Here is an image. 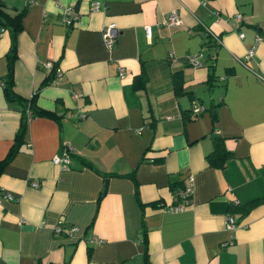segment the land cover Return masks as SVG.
I'll return each instance as SVG.
<instances>
[{
	"label": "crops",
	"instance_id": "obj_1",
	"mask_svg": "<svg viewBox=\"0 0 264 264\" xmlns=\"http://www.w3.org/2000/svg\"><path fill=\"white\" fill-rule=\"evenodd\" d=\"M92 1L0 0L24 11L12 88L54 115L28 116L0 169V194L12 195L0 197V264H264V201L242 215L225 205L264 194V83L254 74L264 77V0H96V10ZM66 5L70 24L59 17ZM171 9L180 21L167 26ZM107 22L116 27L109 48L100 37ZM200 26L218 41L206 44ZM7 45L1 30L0 82ZM198 50L214 53L211 69V59L185 61ZM175 72L183 92L173 89ZM1 84L0 157L21 108ZM194 104L203 109L191 113ZM212 134L230 150L221 167L205 159ZM64 149L59 169L50 157ZM187 174L188 203L165 209ZM55 222L76 230L54 233Z\"/></svg>",
	"mask_w": 264,
	"mask_h": 264
},
{
	"label": "trees",
	"instance_id": "obj_2",
	"mask_svg": "<svg viewBox=\"0 0 264 264\" xmlns=\"http://www.w3.org/2000/svg\"><path fill=\"white\" fill-rule=\"evenodd\" d=\"M23 9H19L14 12H8L5 10L4 6L0 2V31L1 30H6L8 33V45L5 50L4 56L6 60V72L3 76L2 79V94L4 98L8 102H16L19 103L21 106L20 108V120L18 123V126L16 127L13 136H12V141L8 148L6 149L4 155L0 157V169L2 165L8 160V158L16 151L18 145L21 142L22 138V133L24 130L25 126V120L27 119L28 116L31 114L34 115H47V116H52L54 115L42 108L37 107L34 103L32 98H27L24 99L17 95L13 88V79H12V63L13 60L16 57V34L18 31L21 29V19L23 16ZM201 27V26H200ZM202 29V27H201ZM205 36H206V44L208 43H213L215 44L218 41V37L213 35L210 30L206 27H203ZM217 37V39H215ZM217 40V41H216ZM211 41V42H208ZM204 42V43H205ZM199 51V50H198ZM202 51V50H200ZM211 59L203 63V59ZM214 58V53H208L205 51V55L203 57V52L201 56V62L206 65L209 69H211V62L213 61ZM212 77L211 72L207 74V79L210 80ZM51 78V74L47 73L45 80L49 81ZM211 82V81H210ZM172 85L174 91H182L183 92V87L181 85V78L178 73H173L172 76ZM66 151V149H64ZM69 155V152H68ZM230 155V150L226 148L223 144L222 137L216 134H212V147L211 150L205 155V159L208 162L209 165H212L214 167H221L222 165L225 164V160L229 157ZM257 200H262L264 201V194L259 195V196H254L251 198L246 199L242 203H234V201H227L226 206L231 207L232 210L237 211L239 215H242L247 207L249 206L248 204Z\"/></svg>",
	"mask_w": 264,
	"mask_h": 264
},
{
	"label": "built area",
	"instance_id": "obj_3",
	"mask_svg": "<svg viewBox=\"0 0 264 264\" xmlns=\"http://www.w3.org/2000/svg\"><path fill=\"white\" fill-rule=\"evenodd\" d=\"M98 2L96 0H93L91 2V9L92 10H96L98 9ZM72 9L70 6L66 5L64 7H62V9H60V20L62 22H64L65 24H70L72 19L74 18V13H71ZM71 13V16H68V14ZM235 18L239 17L238 13L234 14ZM179 18L177 15V12L175 9H171L169 11H167L164 15V17L162 18L161 22L165 23L167 26L170 25H176L179 23ZM144 34L146 37H148L149 35V26L148 25H144ZM116 33V27L114 25L113 22H107L105 23L101 29H100V37L102 40V43L105 47L109 48L112 45V40L113 37ZM214 35V34H213ZM216 36V35H215ZM238 36H242L241 32H238ZM259 38V35L255 36V40H257ZM215 39H217V37H215ZM217 41V40H216ZM252 55V48H249L246 50V53L244 55L245 58H249ZM201 56H202V52L201 51H197L196 53H186L184 55V59L185 61L192 65V66H196L199 65L201 62ZM44 67L46 69H48L50 67V60H47L44 62ZM117 74L118 76H123V68L121 66H118L117 69ZM254 74L257 76L258 79H260L262 81V83H264V77L259 75L258 73ZM59 75V70L57 68H55V77L52 78V80H55V78ZM2 82V81H1ZM0 82V84H1ZM203 109V106L199 105V104H194L190 107V112L195 114L200 112ZM82 116V115H81ZM165 118H170L169 114L165 115ZM50 160L53 164H55L59 169H66L67 168V164L69 162V155L67 151H63L60 155H52L50 157ZM39 184V180L38 179H32L29 181V185L32 187H36ZM192 191V177L190 174L186 175V180L185 182H183L181 187L176 188L173 191L172 194V203H169L165 206H163L165 209L170 210V211H179L181 209L184 208V206L188 203L189 201V196L190 193ZM4 196L5 198H11L12 195L11 193L7 192V191H2V193L0 194V197ZM235 222L233 217L230 214H226L224 217V227L228 230H232L235 227ZM76 230V226L75 225H70L67 227H63L61 225V222H55L52 225V231L54 233H57L59 231H63V232H72ZM91 239H95L96 242H100L101 239L92 236Z\"/></svg>",
	"mask_w": 264,
	"mask_h": 264
},
{
	"label": "rangeland",
	"instance_id": "obj_4",
	"mask_svg": "<svg viewBox=\"0 0 264 264\" xmlns=\"http://www.w3.org/2000/svg\"><path fill=\"white\" fill-rule=\"evenodd\" d=\"M211 32V31H210ZM212 34H214L213 32H211ZM214 35H216V34H214Z\"/></svg>",
	"mask_w": 264,
	"mask_h": 264
}]
</instances>
